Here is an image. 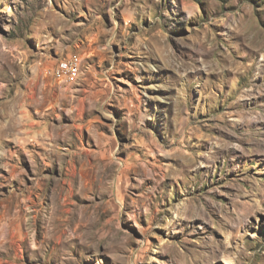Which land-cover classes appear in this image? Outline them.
Wrapping results in <instances>:
<instances>
[{
    "label": "rangeland",
    "instance_id": "374dc122",
    "mask_svg": "<svg viewBox=\"0 0 264 264\" xmlns=\"http://www.w3.org/2000/svg\"><path fill=\"white\" fill-rule=\"evenodd\" d=\"M0 264H264V0H0Z\"/></svg>",
    "mask_w": 264,
    "mask_h": 264
},
{
    "label": "built area",
    "instance_id": "2783aa9c",
    "mask_svg": "<svg viewBox=\"0 0 264 264\" xmlns=\"http://www.w3.org/2000/svg\"><path fill=\"white\" fill-rule=\"evenodd\" d=\"M79 57L80 56L75 55L72 57L64 58L62 59V64H56L52 69V75L54 76V78L59 82V74L68 73L67 82H70L71 84V73H72L73 65Z\"/></svg>",
    "mask_w": 264,
    "mask_h": 264
},
{
    "label": "bare ground",
    "instance_id": "6f19581e",
    "mask_svg": "<svg viewBox=\"0 0 264 264\" xmlns=\"http://www.w3.org/2000/svg\"><path fill=\"white\" fill-rule=\"evenodd\" d=\"M57 64H62V60L58 61ZM81 66H82V60L79 57L73 65V69H72V73H71V84H73L79 78L80 73H81ZM59 81H61L62 83L66 84V85H71L70 82H67L68 81V73H60L59 74Z\"/></svg>",
    "mask_w": 264,
    "mask_h": 264
},
{
    "label": "crops",
    "instance_id": "0c3cea01",
    "mask_svg": "<svg viewBox=\"0 0 264 264\" xmlns=\"http://www.w3.org/2000/svg\"><path fill=\"white\" fill-rule=\"evenodd\" d=\"M56 64V63H55ZM55 64L52 66V68L55 66ZM74 84V83H73ZM73 84H71V85H73ZM71 85H68V86H71Z\"/></svg>",
    "mask_w": 264,
    "mask_h": 264
}]
</instances>
